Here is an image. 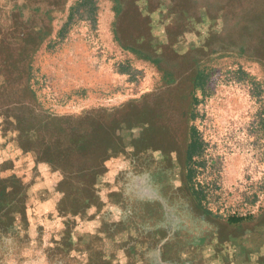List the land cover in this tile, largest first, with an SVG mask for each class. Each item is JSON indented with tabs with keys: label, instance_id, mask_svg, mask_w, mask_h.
<instances>
[{
	"label": "rangeland",
	"instance_id": "obj_1",
	"mask_svg": "<svg viewBox=\"0 0 264 264\" xmlns=\"http://www.w3.org/2000/svg\"><path fill=\"white\" fill-rule=\"evenodd\" d=\"M130 1L43 0L38 8L42 12L34 6L36 0L12 2L20 11L30 9L44 21L43 29H34L37 38L23 81V95L33 110L65 129L88 115L103 117L115 127L127 104L140 101L162 84L165 69L127 47L118 34L121 14ZM199 4L204 9L199 19L193 6L186 16L189 32L199 37L198 32L205 33V27L213 29L217 17L221 26L217 35L227 48L212 50L203 59L193 56L176 64L180 69L197 67L200 76L188 110V149L186 156L181 153L185 187L194 202L216 221L234 215L258 217L264 211V58L251 56L250 48H260L264 42V0H202ZM9 12V8L0 6L4 15L1 23ZM23 17L27 19L24 13ZM132 29L129 24L128 30ZM2 87L0 105L22 97L10 94L11 89L5 85L0 90ZM41 146L44 148V143ZM96 152L95 159L89 151L87 159L70 162L68 168L58 170L48 165L43 171L23 175L22 184L28 191L51 182L53 209L69 215L50 217L60 230L76 231V221L89 218L83 216V207L93 201L86 205L82 198V207L79 200L83 194L78 193L76 185L85 183L95 194L109 197V188L101 180L107 175L103 168L110 161L106 163ZM79 163L85 170L82 176L77 172L81 170ZM18 197L13 202L21 205ZM73 235H68L67 244L73 243Z\"/></svg>",
	"mask_w": 264,
	"mask_h": 264
},
{
	"label": "flooded vegetation",
	"instance_id": "obj_2",
	"mask_svg": "<svg viewBox=\"0 0 264 264\" xmlns=\"http://www.w3.org/2000/svg\"><path fill=\"white\" fill-rule=\"evenodd\" d=\"M121 1L125 3L127 0ZM201 1L146 0L147 7L140 9L137 15L128 13V9L122 12L124 19L118 30L127 47L141 52L165 69L162 84L155 91L143 96L138 102L126 105L121 125L122 131L137 129L139 148L143 150L145 147L154 153L156 167L169 173L181 153L185 156L187 153L188 110L192 102L191 93L200 78L197 67L180 69L176 68V64L183 63L189 57L194 59L193 56L203 59L194 52L187 54L186 48L177 50L176 47L192 44L186 16L192 12V6L194 16L203 11L199 4ZM18 10L13 6L4 23H1L4 15L0 14V86L9 87L10 94L22 96L16 101H6L0 105V215L10 207L16 193L25 188L22 184L23 175L43 171L48 165L58 170L68 168L70 162L87 159L89 151L94 159L96 151L102 156L100 159H106L108 143L114 131V127L103 117L96 119L94 115H88L81 122L65 129L55 120L45 118L40 111L31 108L29 100L23 95L26 90L23 89L27 75L25 65L31 56L33 41L37 38L34 29H43L44 21L30 9L21 8L20 13ZM156 19L158 24L153 28L149 23ZM142 23L150 26V30L140 33L128 30L129 24L134 27ZM224 44L217 35L209 36L203 44L196 46L206 50L208 45L217 46L213 50L221 52ZM250 55L264 58V42L260 48L251 47ZM2 90L3 87L0 92ZM13 105L18 108H11ZM32 119L44 123V126H34ZM31 139L37 141L32 142ZM78 166L81 167L77 171L78 176L84 175L82 164ZM76 186L78 193L83 194L79 200L81 206H85L82 198L87 202L86 205L89 204L95 192L85 183ZM207 216L217 223L216 256L210 264H264V211L258 217L234 215L217 221Z\"/></svg>",
	"mask_w": 264,
	"mask_h": 264
},
{
	"label": "water",
	"instance_id": "obj_3",
	"mask_svg": "<svg viewBox=\"0 0 264 264\" xmlns=\"http://www.w3.org/2000/svg\"><path fill=\"white\" fill-rule=\"evenodd\" d=\"M147 5L146 0H132L127 11L137 15ZM157 24V19L149 23L153 28ZM150 26L138 24L133 31H149ZM220 28L215 17L213 29L205 27L199 37L190 34L192 44L176 49L206 58L218 47L208 45V53L203 54L196 45L217 37ZM115 125L107 149L106 163L110 162L103 168L107 175L101 180L109 197L95 194L97 199L83 207V216L89 218L77 220L76 231H63L50 221L54 215L69 217L53 209L51 182L45 181L44 188L40 184L30 191L25 188L16 195L21 205L12 202L0 215V264H210L215 260L217 223L196 206L185 187L181 157L173 162L171 173L159 169L156 155L139 148L138 130L122 131L121 122ZM71 233L75 235L69 245Z\"/></svg>",
	"mask_w": 264,
	"mask_h": 264
},
{
	"label": "crops",
	"instance_id": "obj_4",
	"mask_svg": "<svg viewBox=\"0 0 264 264\" xmlns=\"http://www.w3.org/2000/svg\"><path fill=\"white\" fill-rule=\"evenodd\" d=\"M14 1H17V0H0V6H2V8L3 7L4 8H9V10H11L13 8ZM18 1L19 2L22 1L24 3V1H28V0H18ZM36 1H38V3L34 4V6H37L36 9H38L39 6H42L43 5V0H36ZM40 10L41 9H38L39 12H42Z\"/></svg>",
	"mask_w": 264,
	"mask_h": 264
},
{
	"label": "trees",
	"instance_id": "obj_5",
	"mask_svg": "<svg viewBox=\"0 0 264 264\" xmlns=\"http://www.w3.org/2000/svg\"><path fill=\"white\" fill-rule=\"evenodd\" d=\"M200 79V78H199ZM197 207L199 208V209H201L200 207H199V204L197 203ZM201 210H203V209H201ZM204 211V210H203ZM205 212V214H207V215H210L211 216V213H209L208 211H204Z\"/></svg>",
	"mask_w": 264,
	"mask_h": 264
}]
</instances>
